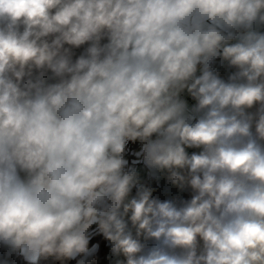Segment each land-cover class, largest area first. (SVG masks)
I'll list each match as a JSON object with an SVG mask.
<instances>
[{
    "label": "clouds",
    "instance_id": "9594fccd",
    "mask_svg": "<svg viewBox=\"0 0 264 264\" xmlns=\"http://www.w3.org/2000/svg\"><path fill=\"white\" fill-rule=\"evenodd\" d=\"M0 248L264 264V0H0Z\"/></svg>",
    "mask_w": 264,
    "mask_h": 264
},
{
    "label": "crops",
    "instance_id": "0c3cea01",
    "mask_svg": "<svg viewBox=\"0 0 264 264\" xmlns=\"http://www.w3.org/2000/svg\"><path fill=\"white\" fill-rule=\"evenodd\" d=\"M221 75L226 76L227 72L229 71L228 69L221 67L220 69ZM189 103H192L189 101ZM145 179L148 180L150 183H152L156 188V195L160 196L162 199L163 198H168L173 195H176L175 189H169L167 185H165L164 181L162 179L160 180H152L145 174Z\"/></svg>",
    "mask_w": 264,
    "mask_h": 264
},
{
    "label": "trees",
    "instance_id": "16d2710c",
    "mask_svg": "<svg viewBox=\"0 0 264 264\" xmlns=\"http://www.w3.org/2000/svg\"><path fill=\"white\" fill-rule=\"evenodd\" d=\"M4 253V249L0 248V255H2Z\"/></svg>",
    "mask_w": 264,
    "mask_h": 264
}]
</instances>
